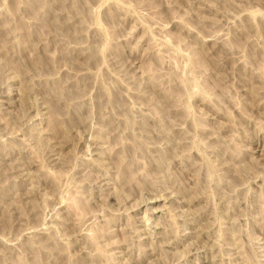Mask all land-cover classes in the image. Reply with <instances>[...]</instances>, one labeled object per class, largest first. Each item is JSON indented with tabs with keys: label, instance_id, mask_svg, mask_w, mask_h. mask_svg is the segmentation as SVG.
I'll return each mask as SVG.
<instances>
[{
	"label": "rangeland",
	"instance_id": "obj_1",
	"mask_svg": "<svg viewBox=\"0 0 264 264\" xmlns=\"http://www.w3.org/2000/svg\"><path fill=\"white\" fill-rule=\"evenodd\" d=\"M0 264H264V0H0Z\"/></svg>",
	"mask_w": 264,
	"mask_h": 264
}]
</instances>
